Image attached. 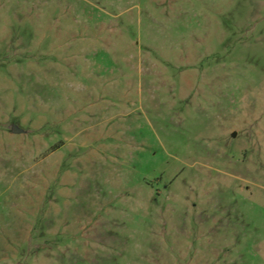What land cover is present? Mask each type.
Instances as JSON below:
<instances>
[{"label":"rangeland","instance_id":"1","mask_svg":"<svg viewBox=\"0 0 264 264\" xmlns=\"http://www.w3.org/2000/svg\"><path fill=\"white\" fill-rule=\"evenodd\" d=\"M0 264H264V0H0Z\"/></svg>","mask_w":264,"mask_h":264},{"label":"water","instance_id":"2","mask_svg":"<svg viewBox=\"0 0 264 264\" xmlns=\"http://www.w3.org/2000/svg\"><path fill=\"white\" fill-rule=\"evenodd\" d=\"M16 132H20V130L18 128H16Z\"/></svg>","mask_w":264,"mask_h":264}]
</instances>
